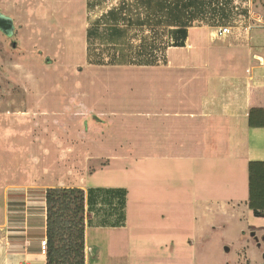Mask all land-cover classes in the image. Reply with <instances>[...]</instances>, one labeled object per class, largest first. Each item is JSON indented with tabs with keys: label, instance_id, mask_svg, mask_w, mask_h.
<instances>
[{
	"label": "rangeland",
	"instance_id": "obj_1",
	"mask_svg": "<svg viewBox=\"0 0 264 264\" xmlns=\"http://www.w3.org/2000/svg\"><path fill=\"white\" fill-rule=\"evenodd\" d=\"M122 5L123 0H0V13L14 23L11 36L0 32V225L8 220L12 227L1 229L0 235L23 227L27 236L40 238L49 187L81 186L85 192L124 187L129 208L125 205L123 211L126 227L96 226L115 223L121 212L116 199L111 205L98 200L86 227L85 264H264V216H255L250 208L251 200H264V176L262 181L256 178L262 182L256 190L260 194L252 198L249 194V164L254 161L247 167V208L240 221L196 212L192 198L185 194L189 189L181 188L182 194L174 195V207L165 199L169 191L164 196L143 188L145 182L162 180L161 175L173 176L174 168L141 159L140 121L127 123L133 132L126 136L124 129L115 130L125 124L114 120L112 110L121 112L122 105L141 108V95L133 94L131 86L140 89L144 81L156 86L159 73L140 72L130 61L123 63L120 55L113 59L108 41L88 36L98 21L101 36L100 31L111 24L103 17ZM219 5L228 18L215 25L208 17L193 21L191 28L203 32L193 31L192 44L206 34L212 45L220 47L224 41L214 32L221 25L230 26L234 38H247L252 49L254 30H262L257 40L264 39V0H220ZM123 7L120 26L127 33L120 45L125 41L135 47L144 40L155 50L159 60L155 67L164 65L173 47L161 48L170 44L173 29L153 21L138 25L139 16L144 22L149 15L139 1L125 0ZM244 28L247 31L242 32ZM260 42L264 53V41ZM194 51L203 54L201 49ZM169 57L188 58L190 50H173ZM262 140L258 147L262 154L258 153L264 159ZM233 151L240 153L241 148L233 146ZM182 167L188 188L190 172L195 171ZM144 173L152 177L143 179ZM176 211L180 223L171 221V215L179 214Z\"/></svg>",
	"mask_w": 264,
	"mask_h": 264
},
{
	"label": "crops",
	"instance_id": "obj_2",
	"mask_svg": "<svg viewBox=\"0 0 264 264\" xmlns=\"http://www.w3.org/2000/svg\"><path fill=\"white\" fill-rule=\"evenodd\" d=\"M257 29L254 30L252 49L247 38H234V33L219 38L224 41L220 47L212 45L206 34L192 44L193 31L202 33L203 30L188 28L185 47L169 48L164 65L140 67V72L153 70L159 73L157 85L147 86L144 81V87L139 86L140 89L131 86L133 94L141 95V108L122 105L121 112L112 111L116 115L114 120L125 124L124 127L116 126L115 130L124 129L126 136L133 132L127 123L135 122V119L140 121L141 159L159 161L161 165L174 168V177L167 173L161 175L162 180L158 182H145L143 188L147 192L165 196L169 191L165 199L176 207L174 195L182 194L181 188L189 189L185 194L192 198L196 212L201 210L207 218L208 215H222L240 221L241 212L247 208L248 163L264 162L260 156L262 151L258 149L264 138V127L253 125L264 122V53L260 42L264 39L258 37L257 40L255 36L262 32ZM245 31L247 28L242 32ZM187 48L190 57L175 60L169 57L171 51ZM200 49L202 56L194 51ZM139 76L143 78L141 73ZM231 138L236 140L230 143ZM227 140L228 145L225 144ZM233 146L241 148L240 153L234 152ZM182 166L195 171L194 174L190 172L188 178L192 179L190 188L183 183L187 173L183 171L186 167ZM151 177L150 173L142 174L143 179ZM171 179L174 181H169ZM105 188L124 189L127 197V188ZM126 207L129 209L127 203ZM177 214L170 216L171 221L176 219L180 223V212ZM45 220L40 238L27 236L28 230L23 227L17 232L1 234L0 264H46L40 250V241L45 238ZM127 221L118 228L126 227ZM5 228H12L8 220L0 225L1 231ZM86 238L87 230V255Z\"/></svg>",
	"mask_w": 264,
	"mask_h": 264
},
{
	"label": "trees",
	"instance_id": "obj_3",
	"mask_svg": "<svg viewBox=\"0 0 264 264\" xmlns=\"http://www.w3.org/2000/svg\"><path fill=\"white\" fill-rule=\"evenodd\" d=\"M123 0V5H124ZM140 5L149 9L147 21H141L137 18L138 25L153 21L155 24L163 25L171 30L170 44L168 47H184L187 39L188 28L191 23L198 18L208 17L212 23H220L226 20L228 15L226 11L220 9V0H136ZM119 7L107 14V19L103 20L109 24L99 36V21L97 27L88 31L90 39L95 36L108 41L111 46L112 57L120 55V59L130 61V65L137 67H155L159 60H156L154 48L145 43L144 40L138 46H131L125 41L120 45V39H123L127 33L124 26H120L125 8ZM131 10L128 9V12ZM264 15V14H263ZM1 32V31H0ZM3 34V33H2ZM5 35V34H4ZM6 36V35H5ZM8 37V36H6ZM127 46V47H125ZM120 51V52H119ZM137 61V62H134ZM162 61V60H161ZM122 62V61H121ZM165 58L163 59V63ZM253 125L264 127V122H255ZM264 162H252L249 164V194L251 198L254 194L259 195L257 190L259 180L264 176ZM45 211H46V264H85V230L91 225L93 220V209L97 201L111 205L116 199L120 212L119 219L115 223L100 222L96 226L101 227H122L124 226L123 212L126 205V191L124 189L112 188H90L86 192L81 188L75 187H49L45 190ZM250 208L255 216H264V200L259 203L258 199L250 201ZM121 222V223H120Z\"/></svg>",
	"mask_w": 264,
	"mask_h": 264
},
{
	"label": "built area",
	"instance_id": "obj_4",
	"mask_svg": "<svg viewBox=\"0 0 264 264\" xmlns=\"http://www.w3.org/2000/svg\"><path fill=\"white\" fill-rule=\"evenodd\" d=\"M254 19L256 20L257 18L254 17ZM258 20L261 21L260 18H258ZM232 33H233L232 28L230 26H228V25L222 26L221 25L214 32V36H216V38H223V37L230 36ZM46 247H47L46 238H43L40 241V250H41V253L43 255H45V253H46Z\"/></svg>",
	"mask_w": 264,
	"mask_h": 264
},
{
	"label": "water",
	"instance_id": "obj_5",
	"mask_svg": "<svg viewBox=\"0 0 264 264\" xmlns=\"http://www.w3.org/2000/svg\"><path fill=\"white\" fill-rule=\"evenodd\" d=\"M13 29V20L10 17L0 13V31L9 37L12 35Z\"/></svg>",
	"mask_w": 264,
	"mask_h": 264
}]
</instances>
